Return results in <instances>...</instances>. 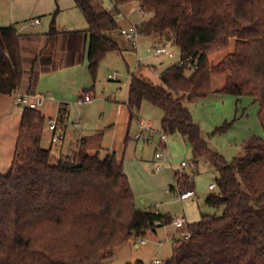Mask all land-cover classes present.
<instances>
[{"label": "trees", "instance_id": "obj_1", "mask_svg": "<svg viewBox=\"0 0 264 264\" xmlns=\"http://www.w3.org/2000/svg\"><path fill=\"white\" fill-rule=\"evenodd\" d=\"M74 1L89 28L59 32L57 8L48 44L29 70L27 90L32 94L42 73L82 61L88 37L93 74L108 53L121 50L112 36L119 31L115 7L108 9L102 0ZM114 1L118 6L129 0ZM136 1L152 14L137 25L139 33L160 35L179 49L181 60L161 74L160 84L130 74V117L148 101L164 112L163 132L179 133L191 145L194 161L211 155L219 171L218 190L206 203L224 207L221 215L202 214L187 223L189 235L175 238L172 257L160 264H264V136L253 135L244 153L227 161L209 147L185 104L214 92L249 96L259 104L264 129V0ZM57 36L67 58L54 57ZM21 37L15 24L0 26L2 95L15 94L24 82ZM234 37L233 50L211 63L210 55L227 49ZM223 72H228L225 83L214 91L212 75ZM45 124L40 108L25 106L11 168L0 175V264H106L122 244L144 239L148 231L174 221L136 206L124 159L116 152L101 156L80 147L54 157L42 145ZM175 179L170 192L194 190L192 175L177 171Z\"/></svg>", "mask_w": 264, "mask_h": 264}, {"label": "rangeland", "instance_id": "obj_2", "mask_svg": "<svg viewBox=\"0 0 264 264\" xmlns=\"http://www.w3.org/2000/svg\"><path fill=\"white\" fill-rule=\"evenodd\" d=\"M127 2L128 5H124L123 8L121 3L124 13L132 9L134 17L139 18V11L143 13L141 3L132 0ZM53 3L57 4L58 0H53ZM104 5L108 9H113L109 0H105ZM144 11L142 19H147L152 15L146 9ZM29 19L31 18L16 24L17 29H20L24 36L48 30L52 15L45 20L43 25L30 24ZM56 26L79 30L89 28L83 13L78 8L59 11L56 15ZM112 36L119 42L121 50L108 53L99 62L95 74L90 71L88 58L84 56L82 61L75 66L57 68L40 75L35 91L52 94L56 99L54 103L47 101L40 109L48 115H55L58 104L67 105L70 110L67 118L68 138L76 137L79 133L86 136L87 151L91 154L99 152L101 156H104L105 151L112 149L117 143L115 133L110 130L112 126L110 124L118 123L119 117L120 126H124L119 129H123L124 135H129V139L127 142L120 143L117 148L125 153L123 156L124 169L130 179L138 208H151L168 214L174 219L185 216L189 222L199 220L202 214L221 215L224 207H211L205 203V197L218 190L217 187L214 190L209 189L210 183L216 182L219 177V171L211 155L206 154L199 157L197 167H194L192 163L195 156L192 147L179 133H167L168 141L163 147L161 121L164 112L148 101L142 103L140 109L136 110V114L146 121H152L154 130L146 132V139H150L149 141L137 140L135 134L139 130L138 118L136 114V117H129L127 109L121 104V101L127 98L131 73L138 71L137 73L143 74L148 81L160 84L161 74L169 67L180 63L179 49L169 45L168 51L173 54L172 56L166 53L155 55L147 51L153 39H150L149 44L143 42L145 35L139 38L141 43L138 48L118 32L113 33ZM234 40L235 37L227 49L211 54L209 57L211 63L216 64L232 51ZM31 44L33 41L25 39L22 41L26 69L22 87L13 95L0 94V175L6 174L11 168L21 117L25 108L24 104L18 102L17 93L35 95V91L32 94L27 90L29 70L34 58L29 48ZM186 73L189 74V71ZM227 73L212 75L214 91L224 85ZM85 90L91 91L94 95L90 103L80 101ZM237 97L228 93L214 92L191 102H185L194 121L200 125L209 147L212 151L220 153L227 161H232L235 156L243 154L246 141L253 135L264 136V129L258 116L259 104L249 96ZM121 107L123 113H120ZM48 120L47 118L46 121ZM76 122H80L79 126L72 127ZM225 122L231 124L222 130L219 129ZM46 126L45 124L44 132L47 129ZM78 140L76 139L74 144L77 145ZM43 144L47 146L50 144L49 136L44 137ZM67 147L68 143L63 148L64 154L69 153ZM160 148L164 153V158L160 160L163 169L158 172L156 171L155 153ZM57 149L56 146L52 147L54 157H56L54 152L56 153ZM182 162H187L188 165L182 166ZM177 171L192 175L196 192L194 197L182 201L179 199V193L186 190L169 191L170 185L176 184L175 173ZM185 230V228L178 229L177 232L175 226L169 224L158 227L156 232L148 231L144 239L130 240L119 246L115 255L107 260L106 264L137 262L155 264L154 259H159L163 263L172 257L174 239L186 236Z\"/></svg>", "mask_w": 264, "mask_h": 264}, {"label": "crops", "instance_id": "obj_3", "mask_svg": "<svg viewBox=\"0 0 264 264\" xmlns=\"http://www.w3.org/2000/svg\"><path fill=\"white\" fill-rule=\"evenodd\" d=\"M44 1L45 0H0V26H8V25H11V24H15L16 25L19 22H22V21H24V20H26L28 18H31V19H29L30 20V24H32V22H34L36 19H39L40 23L33 24V25H43L45 23V20L50 18L52 13L57 8H59V11H62V10L64 11V10H68V9L78 8L76 6L74 0H58L57 4L53 3V0H47V2H44ZM102 1L105 4V0H102ZM109 1H110L111 8L115 7L114 9L116 10V20H117V23H118V26H119L118 33H120V28L126 27L129 24H135V25L137 24L138 25L144 20V19H142V18H144V15H143L144 12L140 13V11H139V18L138 17H136V18L134 17V15H133V11L134 10H132V9L130 10V12L127 11V12L124 13L122 8L124 7V5H128V2L122 3V8H121V3L118 6H114L112 4V1L111 0H109ZM132 1L133 2H138L136 0H132ZM56 28H57V30L59 32L71 31V30L72 31L79 30V29H76V28L68 29V28H65L64 26H60V27L56 26ZM80 30H82V29H80ZM48 31H49V28L46 31L34 33L32 35H25V36L22 34L21 30L19 31L22 34L21 44H22V41L24 39L26 41H33V44H31V46L29 48H30V51L32 52V54H34V58L48 44V40H49L48 35H47ZM123 37L129 43L134 44L133 41H131L130 39L126 38L125 36H123ZM141 37H142V35H140L139 38H141ZM145 37L146 38L143 40V42H146L148 44L150 42V39H153L152 44H149V46L147 47V51L148 52H149V49L162 47V46H166L168 48V46H169V44H166V43L163 42V39H162V37L160 35H150V36H145ZM29 38L32 39V40H30ZM139 38H138L137 43L134 44L137 48H138L139 43H141L139 41ZM55 40L56 41L54 42V47H53L54 57L58 59L62 55H65L66 58H67L68 51H66V49H64V45H62V43H63L62 37L61 36H57ZM88 45H89V37L86 40V48H85V52H84V56L85 57H87ZM22 47L24 48V46H22ZM27 49H28V47H27ZM77 64H75V65H77ZM75 65H70V66L67 65V66H64V67H72V66H75ZM64 67H59V68H64ZM138 68H140V66H138ZM52 70H55V69H52ZM49 71H51V70H49ZM137 72L138 71H134L133 73H137ZM141 75L144 76L143 74H141ZM129 78H130V76H129ZM129 82H130V79H129ZM127 91H128V88H127ZM35 94H45V93H37L35 91ZM46 95L52 96L53 100L52 101L50 100V102H52V103L56 102V99L54 98V96L52 94L48 93ZM126 101H127V98H126L125 101H121L122 103L121 102L120 103L123 105V106L122 105L121 106L125 107L127 109L128 113L130 114V111H129V108H128V105H127ZM122 107L120 108V113H123ZM56 110L57 111H56L55 115H48L47 113L43 112L42 110L41 111L45 115L46 119L47 118L49 119L48 122L46 121V125L47 126H48L50 120H52V119H57L60 123L63 124V126L65 128V138L59 143H52L51 142V138H50L51 137V133L49 132V130L46 129V131L44 132V137L49 136V141H50L49 145L50 146L49 145L47 146V145L43 144V140H42L43 147L49 148L52 151V147L56 146L58 148L56 153L54 152L56 157L60 156L61 154H64L63 153V148H64L66 143H68L67 149L69 150V153H71L72 150L73 151L77 150L80 147H84L85 149H87L88 139L86 138V136H82V135H80V133L76 137H70V139L68 138L69 136H67V134H68L67 118H68V115H69V112H70L68 106L63 104V103H61V104H58V106L56 107ZM135 114H136V112H135ZM136 116H135L136 118H141L137 114H136ZM117 120H118V123L116 122V123H111L110 124V125H112L110 127V130L113 133H115L116 138H117V143L114 144V147L112 149H107L105 151V155L108 154V153L116 152L119 157H123L125 153L121 152V149H119L117 147L120 146V143L122 144L123 142H125L124 141V137L126 138V136L124 135V130L123 129H121V130L119 129V127H124V126H120L119 117H118ZM148 122H150L151 126H152V130H150L148 132H151V131L154 130L153 123L150 120ZM76 123L80 124V122H76ZM74 124L75 123H73L72 127L77 128L78 126L76 127ZM47 126H46V128H47ZM44 137H43V139H44ZM76 139L77 140L79 139L77 145L74 144ZM141 139L143 141H145V140L149 141L150 140V139H146V133H145L144 137L141 138ZM137 140H139V139H137ZM118 141H119V143H118ZM158 150H160V149H158ZM213 183H216V182H212V183H210V185L213 184ZM210 185H209V189L210 190H214V189L210 188ZM195 194H196V192H195ZM194 196H192V197H194ZM207 197H208V195L205 197V203H206V198ZM190 198L182 199V201L188 200ZM163 214H165V213H163ZM183 217L186 219L185 216H183ZM173 220H174V218H173ZM186 221H187V223H189V221L187 219H186ZM171 224H173L175 226V224L173 222ZM175 228L177 229V232H178V229H183V228H177L176 226H175Z\"/></svg>", "mask_w": 264, "mask_h": 264}, {"label": "built area", "instance_id": "obj_4", "mask_svg": "<svg viewBox=\"0 0 264 264\" xmlns=\"http://www.w3.org/2000/svg\"><path fill=\"white\" fill-rule=\"evenodd\" d=\"M111 1L114 6H117L114 0H111ZM38 23H40L39 19H36L34 22H32V24H38ZM120 33L126 38L133 41L134 44L137 43L138 38L140 36L138 27L135 24H129L126 27L120 28ZM154 50L149 49V52L155 55H159L163 53H166L169 56L173 55L171 52L168 51V48L166 46L157 47ZM93 99H94V95L91 93V91H88V92H85L84 96L80 98V101L90 103ZM17 100L20 104H24L26 107L37 109L43 106L47 101H50V100L52 101L53 98L52 96L46 95V94H35L31 96L28 94L18 93ZM137 124H138L139 130L135 134L136 139L143 138L146 132L152 130L151 123L146 121L143 118H138ZM74 125L77 127L79 126V123H75ZM47 130H49V132L51 133L50 138H51L52 143H59L65 138V128L63 124L60 123L57 119L50 120L47 126ZM167 141H168L167 133L163 132L161 135V144L163 145V147L166 145ZM155 158H156V171L160 172L163 169V165L161 164L160 160L164 158V153L161 148L160 150L156 151ZM186 165H188L187 162H182V166H186ZM192 165L194 167H197V162L193 161ZM216 187H217L216 183H213L210 185L211 189H215ZM194 195H195L194 190H186L182 193H179V199L182 200V199L190 198ZM173 223L175 224L177 228L186 229L187 221L184 217H178L174 219ZM184 233H186V235H189L186 231ZM153 262L155 264L161 263L159 259H154Z\"/></svg>", "mask_w": 264, "mask_h": 264}]
</instances>
